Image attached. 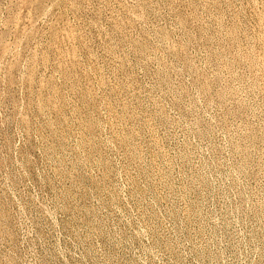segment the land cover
Wrapping results in <instances>:
<instances>
[{"label": "rangeland", "instance_id": "rangeland-1", "mask_svg": "<svg viewBox=\"0 0 264 264\" xmlns=\"http://www.w3.org/2000/svg\"><path fill=\"white\" fill-rule=\"evenodd\" d=\"M0 264H264V0H0Z\"/></svg>", "mask_w": 264, "mask_h": 264}]
</instances>
